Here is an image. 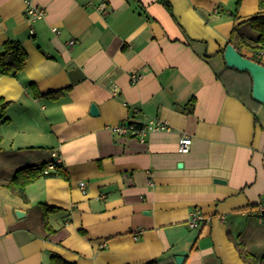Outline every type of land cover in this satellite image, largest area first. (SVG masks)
<instances>
[{"label": "crops", "instance_id": "0c3cea01", "mask_svg": "<svg viewBox=\"0 0 264 264\" xmlns=\"http://www.w3.org/2000/svg\"><path fill=\"white\" fill-rule=\"evenodd\" d=\"M170 2L34 0L47 14L31 22L24 0H0V54L8 40L28 52L21 72L0 71V179L54 154L70 172L30 184L28 201L0 184V264H248L238 243L264 255V104L222 76L235 24L264 9L242 0L236 19V0ZM240 32L256 44L251 24ZM149 119L170 128L113 129ZM195 209L206 221L192 228Z\"/></svg>", "mask_w": 264, "mask_h": 264}, {"label": "trees", "instance_id": "16d2710c", "mask_svg": "<svg viewBox=\"0 0 264 264\" xmlns=\"http://www.w3.org/2000/svg\"><path fill=\"white\" fill-rule=\"evenodd\" d=\"M170 12H172V4L170 0H160ZM242 3V0H236L235 2V10L232 13L234 18H238V11L240 8V5ZM260 8L264 9V0H260ZM249 23L251 24L254 31L257 32L256 36V44H249L243 34L240 32V26L242 24ZM230 43L234 44V46L238 49V51L243 54L244 56L262 63L261 56L264 55V13H259L247 20L239 21L237 24H235L231 36H230ZM247 47L251 52V56H247L242 52V48ZM224 50H222V53L224 54ZM28 60V52L24 48L23 44L19 40H8L4 44V48L2 53L0 54V71L3 74L6 75H16L17 73L21 72L25 67V62ZM263 64V63H262ZM228 69L236 71L238 73H245L250 76L251 83L248 87L240 86L237 84L232 78H230L226 72L222 73V76H224V79H226V86L228 87V91H231V88L233 87L235 89L236 97H239L244 101V103L247 104V100H250L251 102L255 103L257 106H260L264 103H262L259 100H256L253 97L252 94V88H253V78L248 70H239L237 68H233L230 66H227ZM31 88H34V85L31 84ZM1 104H6L2 101H0ZM139 128L141 124H136ZM55 164V168L50 170L49 165ZM60 176L66 180L70 179V172L68 169L61 163H57L55 159L51 160L50 162H44L41 164H35V165H29L26 167H23L16 171V174L12 176V178L9 179H0V184L10 189L13 193L20 196L25 201L29 200L28 194H27V188L30 184L35 182L36 180L44 177H54V176ZM45 209V216L51 211H58L60 209L43 205ZM47 227L48 223H46ZM239 252L241 257L244 259L245 262L248 264H262L264 261V255L261 258L255 257L253 254L248 252L243 244L238 243L237 244ZM52 264H78L76 262L69 261L65 258H63L60 255H54L52 257ZM146 264H169V263H163L158 260H151L150 262Z\"/></svg>", "mask_w": 264, "mask_h": 264}, {"label": "built area", "instance_id": "2783aa9c", "mask_svg": "<svg viewBox=\"0 0 264 264\" xmlns=\"http://www.w3.org/2000/svg\"><path fill=\"white\" fill-rule=\"evenodd\" d=\"M26 5V14L28 20L31 22L38 21V19H42L46 16L47 10L44 7L38 6L34 3V0H24ZM31 33H34V28L31 29ZM70 44H74V40L70 41ZM142 75L140 74H132V81L136 82L138 81ZM170 128L168 122L160 119H149L144 124H141L138 128L136 123L133 122H123L118 125H116L113 129L114 132L118 136L127 135L129 133H145V131H153V130H168ZM181 141H179V150L181 152L187 153L190 151L192 146V137L186 134H182ZM54 158L57 163H61L62 159L57 155L54 154ZM55 168V164H50L49 169L52 170ZM86 182L81 181L80 182V188L83 192L86 190ZM257 214L260 217L261 220H264V196L262 197L261 201L258 204L257 208ZM206 221L205 215L202 213L201 210L195 209L192 210L190 213V219H189V225L192 228L198 227L201 223Z\"/></svg>", "mask_w": 264, "mask_h": 264}, {"label": "water", "instance_id": "95a60500", "mask_svg": "<svg viewBox=\"0 0 264 264\" xmlns=\"http://www.w3.org/2000/svg\"><path fill=\"white\" fill-rule=\"evenodd\" d=\"M224 58L228 66L250 72L253 78V97L264 103V64L244 56L232 43L227 44L224 51ZM92 113L98 114V108L95 104L92 105ZM17 214L20 216L23 212L19 210ZM184 259L185 256L183 255L176 256L177 264H182Z\"/></svg>", "mask_w": 264, "mask_h": 264}, {"label": "rangeland", "instance_id": "374dc122", "mask_svg": "<svg viewBox=\"0 0 264 264\" xmlns=\"http://www.w3.org/2000/svg\"><path fill=\"white\" fill-rule=\"evenodd\" d=\"M224 72H226L227 75L230 78H232L240 86L248 87L250 85V83H251V79H250V76L248 74L238 73L236 71L228 69L227 67L225 68L223 73ZM254 249H256V251H259V253H261L260 255L264 254V248H262V247L256 248L255 247ZM262 264H264V261L262 262Z\"/></svg>", "mask_w": 264, "mask_h": 264}]
</instances>
